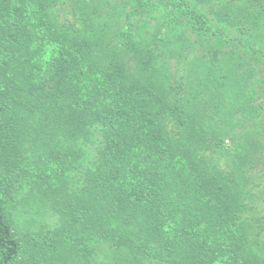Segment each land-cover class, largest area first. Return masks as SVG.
Wrapping results in <instances>:
<instances>
[{
	"label": "trees",
	"instance_id": "trees-1",
	"mask_svg": "<svg viewBox=\"0 0 264 264\" xmlns=\"http://www.w3.org/2000/svg\"><path fill=\"white\" fill-rule=\"evenodd\" d=\"M262 147L264 0H0V264H264Z\"/></svg>",
	"mask_w": 264,
	"mask_h": 264
},
{
	"label": "rangeland",
	"instance_id": "rangeland-1",
	"mask_svg": "<svg viewBox=\"0 0 264 264\" xmlns=\"http://www.w3.org/2000/svg\"><path fill=\"white\" fill-rule=\"evenodd\" d=\"M67 1L71 2L72 0H67ZM59 17L61 20H64L65 18L76 19L73 16H70L67 14L65 15L62 14V16H59ZM241 131L242 129L237 128L233 133H231V136H237ZM249 135H250L249 136L250 138H254L255 136L252 133ZM236 144H237L236 140L235 141L233 140V142H231L230 140L225 141L226 148L229 150H232V152L236 148ZM257 154L259 158H262L264 160V147H262V152L259 151L257 152ZM223 158L224 159L220 161L222 164H226L227 161L230 160L229 156L223 157ZM261 168L262 169L260 171L255 170V172L254 171L250 172L248 175L249 179L251 178L255 181L256 179H258L257 180L258 185H259L258 190L261 193L255 205L256 209L254 211L248 212L247 214H253L256 217L262 218L260 220L262 225H261V228L259 229V231L262 232V235H260L258 242L264 243V225H263L264 223V166H261ZM27 182L28 184L25 187L22 186V188H20L19 191L16 194H14V196L11 199L8 200V202H6L7 207L10 209V211L12 212L14 216V220H15L14 224L16 227V232L19 238L22 240L23 249H24L17 264H24V261L26 259H29V256H31L32 254H35V252L33 251V248H35L34 247L35 245H40L43 243L52 252L53 246L55 244L60 243L58 241L59 238H54L55 235H53V231L60 226L59 217L56 214H54L53 212H50L46 208L44 209V211L37 212V207H34L31 210H28L25 216L19 213L20 212L19 210L23 207V203H17L18 202L17 197L19 193L22 191L27 192L25 189L28 188L31 185V183H35L31 179L27 180ZM36 219L37 221L35 223L33 220H36ZM107 247H108V251L111 250L109 245L103 246L102 249L104 253L107 251ZM68 252H70L71 254H69V259H68L67 264H82V262H79L78 260L79 256L76 254L77 252H75L72 249H69ZM103 252L102 251L98 252L97 259L94 262V264H106L107 261L105 258V254Z\"/></svg>",
	"mask_w": 264,
	"mask_h": 264
}]
</instances>
